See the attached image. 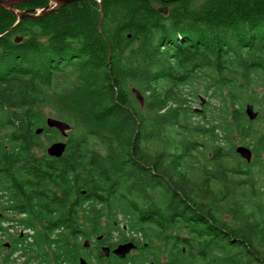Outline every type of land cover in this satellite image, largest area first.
Masks as SVG:
<instances>
[{"label":"trees","instance_id":"1","mask_svg":"<svg viewBox=\"0 0 264 264\" xmlns=\"http://www.w3.org/2000/svg\"><path fill=\"white\" fill-rule=\"evenodd\" d=\"M261 89L264 0H78L20 21L0 6V223L35 229L5 263L127 264L102 245L132 241L155 264H264ZM43 108L72 126L60 157Z\"/></svg>","mask_w":264,"mask_h":264},{"label":"water","instance_id":"2","mask_svg":"<svg viewBox=\"0 0 264 264\" xmlns=\"http://www.w3.org/2000/svg\"><path fill=\"white\" fill-rule=\"evenodd\" d=\"M25 1L28 0H0V6L12 10L15 13V15L18 17V21H20L26 17L38 18L44 16L46 14H49L57 10L60 7H63L71 2L78 0H49L50 3L46 8L38 9V10L36 9L34 11H21L16 7L18 3ZM19 40L20 39H18V41ZM132 91L135 97L137 98V100L140 102L141 106H143L144 97L142 93L136 88H132ZM247 114L251 119L256 118L257 113L256 111H254L253 105L249 104L247 106ZM46 124L48 127L56 128L62 134L63 137H67L68 132L72 129L70 123L56 117H48L46 119ZM41 131H42L41 128L37 130L38 133H40ZM66 147H67L66 141H55L47 147V153L48 155L53 157H60L65 152ZM236 150L241 155V157L245 158L247 161H251L253 153L250 148H248L245 145H240L236 147ZM85 245L88 246L89 241H86ZM135 248H136V244L132 241L119 243L115 248H113V250H111L110 246H102V250L104 251L106 256H109L112 251L115 255H117L120 258H125L127 254H129L131 250ZM80 264H91V263L87 262L84 258H80Z\"/></svg>","mask_w":264,"mask_h":264},{"label":"rangeland","instance_id":"3","mask_svg":"<svg viewBox=\"0 0 264 264\" xmlns=\"http://www.w3.org/2000/svg\"><path fill=\"white\" fill-rule=\"evenodd\" d=\"M202 95L204 94V92H201ZM264 93L263 89L260 90V96L262 97V94ZM204 97L206 95H203ZM210 97V96H209ZM208 96L207 98L210 99ZM211 100V99H210ZM217 104H220L221 99L218 97L214 96V100ZM195 106L197 108H199V106L197 105V103L195 104ZM254 111H256L257 115H259L260 113H263V109L261 107L255 106L254 107ZM43 112L44 114H46L45 117V121L48 117H55L53 116V112L48 109V108H43ZM200 119L197 118V121H199ZM264 128V126L262 127ZM61 134V133H60ZM43 141L46 145V148L53 142L55 141H65L66 137H63L62 134L61 135H57V134H49L48 136H43ZM233 143L235 146H240V145H245V143H243L242 139L239 136H234L232 138H230V144ZM253 157V156H252ZM263 158H264V154H263ZM3 196V194L0 191V197ZM1 198H0V202H1ZM14 216V221L12 222H7V221H3V227H6L5 230H0V264H23L26 261H28V258H26V254H23L22 250L20 251H16L13 255H11V259L10 262H6L3 260L2 254L4 255L5 253H7V251L9 250H5V248L3 247H8V249L11 247L10 246V240L12 239V237H15V234L21 235L23 236V243L26 246H29L28 244H32L34 239H35V229L28 227V225H26L23 221V219L26 217L25 214H13ZM0 226H2V223H0ZM128 234V233H127ZM116 238L118 237L117 232L114 235ZM25 237V239H24ZM115 239V238H114ZM8 242V243H7ZM103 246H108L107 244H104ZM24 251V250H23ZM2 253V254H1ZM131 255L132 260L127 262V264H155L153 262H150V259H148L147 261L143 260V253L142 251H140L139 249H133L131 250V252L129 253ZM150 258H152L150 256ZM96 263V262H93ZM26 264H47L46 261H44L43 259H31V261L29 263ZM56 264V263H55ZM64 264H70L65 262ZM101 264H119L117 259H110L108 262H104Z\"/></svg>","mask_w":264,"mask_h":264},{"label":"flooded vegetation","instance_id":"4","mask_svg":"<svg viewBox=\"0 0 264 264\" xmlns=\"http://www.w3.org/2000/svg\"><path fill=\"white\" fill-rule=\"evenodd\" d=\"M103 246V245H102ZM113 248H115V247H113ZM113 248H111V250H113ZM113 254V252L111 251V253H110V255L109 256H111Z\"/></svg>","mask_w":264,"mask_h":264},{"label":"built area","instance_id":"5","mask_svg":"<svg viewBox=\"0 0 264 264\" xmlns=\"http://www.w3.org/2000/svg\"><path fill=\"white\" fill-rule=\"evenodd\" d=\"M2 226H3V223H2Z\"/></svg>","mask_w":264,"mask_h":264}]
</instances>
